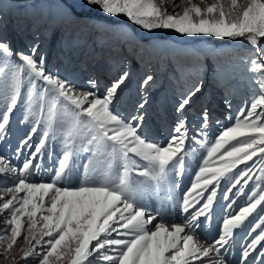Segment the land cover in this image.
I'll use <instances>...</instances> for the list:
<instances>
[{
  "label": "snow or ice",
  "instance_id": "6c2138e0",
  "mask_svg": "<svg viewBox=\"0 0 264 264\" xmlns=\"http://www.w3.org/2000/svg\"><path fill=\"white\" fill-rule=\"evenodd\" d=\"M164 2L68 0L63 8L70 17L76 7L95 8L148 31L246 42L239 62L248 95L234 120L216 121L215 132L207 107L195 128L185 115L203 81L179 92L166 140L154 141L144 131L143 95L153 75L141 78V99L125 118L114 105L130 69L103 85L93 76L81 86L48 65L39 35L23 48L0 35V142L17 108L18 122L30 128L13 158L0 155V177L11 178L0 188V256L6 264L30 258L35 264H264V0H181L182 11L169 0L171 13ZM104 28L97 25V31ZM212 71L218 87L235 77L216 65ZM225 104L231 109L230 100ZM45 154L56 161L49 170ZM193 161L194 177L181 193L177 178ZM46 171L54 174L36 182ZM218 196L224 205L217 235L202 242ZM245 196L238 206L237 198ZM238 229H246L244 242L230 259Z\"/></svg>",
  "mask_w": 264,
  "mask_h": 264
},
{
  "label": "rangeland",
  "instance_id": "374dc122",
  "mask_svg": "<svg viewBox=\"0 0 264 264\" xmlns=\"http://www.w3.org/2000/svg\"><path fill=\"white\" fill-rule=\"evenodd\" d=\"M67 2L68 0H0V35L10 40L14 48L25 47L34 36L39 35L41 50L47 52L48 65L58 68L63 76L72 78L81 86L93 76L103 85L114 79L125 67L130 69L131 75L114 105V109L125 118L133 112L134 105L141 99V78L146 74L153 75L154 81L148 92L143 93L148 97V104L144 109V131L150 140H166L169 129L176 120L175 101L186 86L203 81L202 91L185 112L190 128L196 127L195 121L204 107L210 113L211 131L215 132L218 127L217 120L227 125V117L230 115L234 120L236 113L244 106L248 92L239 57L244 55L243 49L249 47L246 42L203 35L189 37L169 29L148 31L132 24L124 16L107 17L95 8L76 7L70 17L63 8ZM195 2L199 3L200 0ZM175 3L179 5L176 11H182L186 6V2L181 3V0H175ZM163 7L170 13L173 11V4L169 0H165ZM99 24L105 25L101 31H97ZM237 49L240 51L237 52ZM228 58L233 61L231 66L226 63ZM120 61L124 62V66H121ZM214 64L235 74L226 87L216 85L212 71ZM151 65L154 67L151 68ZM197 66L199 72L195 71ZM226 99L230 100L231 109L225 104ZM20 118L21 109L17 108L8 137L0 142V155L13 158L18 141L30 130L28 125L18 122ZM38 139L37 136L36 142ZM52 149L53 142L49 141L48 150ZM19 163H22V159ZM43 163L44 169L49 170L56 161H50L45 154ZM195 167L194 161L186 165V173L183 175L190 174L193 177ZM52 174L54 173L46 171L45 175L34 179L36 182L40 179L47 181ZM10 182V177H0V188L10 186ZM221 189L223 190V183ZM179 191L182 193L185 188H180ZM237 199L238 206H242L247 197ZM217 200L210 223L201 230V233L204 232L210 237V241L217 235V223L224 205L219 196ZM175 222L182 220L176 216ZM3 227L0 218V228ZM245 232L246 229L237 230L233 241L235 255L230 256V259H236L239 255V245L244 242ZM0 264H6L2 256ZM21 264L35 262L30 258Z\"/></svg>",
  "mask_w": 264,
  "mask_h": 264
},
{
  "label": "bare ground",
  "instance_id": "6f19581e",
  "mask_svg": "<svg viewBox=\"0 0 264 264\" xmlns=\"http://www.w3.org/2000/svg\"><path fill=\"white\" fill-rule=\"evenodd\" d=\"M177 40H182V39H177ZM230 55V54H229ZM222 57V56H221ZM224 57V56H223ZM237 57V56H236ZM230 58H228V60H229ZM233 59V58H232ZM186 61V60H185ZM191 61V60H190ZM225 62V61H224ZM214 63V62H213ZM222 63V62H221ZM212 64V63H211ZM217 64V63H216ZM225 64V63H224ZM215 65V64H214ZM221 65V64H220ZM152 67H154V65H151V68ZM55 150L58 152L59 151V144L57 143L56 144V147H55ZM186 173V172H185ZM185 173H183V174H185ZM192 175H190V174H186V175H182V176H180L179 177V179H178V181L180 182V184H181V188H185V190H186V188L188 187V186H190V183H191V179L194 177V175H193V177H191ZM74 179V182L76 181V178L74 177L73 178ZM200 238H201V241L203 242V240H205V239H207L208 241H210V237L208 236V235H206L204 232L203 233H201L200 234Z\"/></svg>",
  "mask_w": 264,
  "mask_h": 264
}]
</instances>
